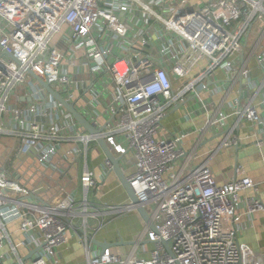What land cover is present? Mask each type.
<instances>
[{"label": "built area", "instance_id": "1", "mask_svg": "<svg viewBox=\"0 0 264 264\" xmlns=\"http://www.w3.org/2000/svg\"><path fill=\"white\" fill-rule=\"evenodd\" d=\"M59 33L71 45L66 51L52 42ZM263 40L264 0H0V134L11 133L19 140L17 154L30 151L37 163L47 164L66 140L73 138L83 144V149L74 146L67 150L73 157L95 140L89 134L73 133L77 122L46 95L28 71L61 95L67 93L70 77L65 69L75 64L74 48L85 44L87 58L77 64H88L93 76L107 74L112 84L108 112L117 119L104 124L107 133L101 134L117 153L133 152L134 170L127 178L138 204L150 208V222L137 241L147 240L153 249L148 258L132 253L119 256L108 247L90 255L83 232L85 264H264L239 244L243 228L237 212L240 203L246 214L264 211L256 195L240 198L245 189L256 192L257 185L241 167L235 178L218 184L206 161L182 175L173 164L185 155L181 142L188 133L157 137L165 112L181 103L187 91L196 95L197 84L205 88V81L223 69L234 78L246 79L261 93L260 101L241 108L235 100L230 114L221 111L207 117L206 126L226 130L230 115L244 119L258 126L247 137L261 149L264 116L257 107L264 110ZM251 56L261 71L256 79L247 67ZM30 76L29 96L35 102L9 106L12 91ZM181 79L185 81L174 88L173 81ZM117 135L126 140L127 148L116 142ZM238 140L226 134L220 145H238ZM103 169H112L107 158ZM80 183L84 189L81 204L68 196L54 204L37 205L30 201L32 189L8 169H0V264L10 255L15 264H57L56 250L67 242L72 219L83 217L86 227V192L96 184L93 172L84 168ZM134 208L130 203L126 206ZM14 219L26 236L17 244L10 241L6 228ZM32 230L38 236L28 239ZM21 247L31 250L27 263L18 253Z\"/></svg>", "mask_w": 264, "mask_h": 264}, {"label": "crops", "instance_id": "2", "mask_svg": "<svg viewBox=\"0 0 264 264\" xmlns=\"http://www.w3.org/2000/svg\"><path fill=\"white\" fill-rule=\"evenodd\" d=\"M52 42L63 51L71 47L61 33L56 34ZM263 42L264 40L262 44ZM84 45L74 48L75 64L65 69L70 77V85L67 93L62 95L67 101L73 102L75 108L96 127L103 126L107 122L115 123L117 115L108 112L112 91L109 76L103 72L93 76L88 64H77L79 60L87 58ZM262 48L260 46L258 50ZM247 67L251 69L254 79L261 76L254 56L247 60ZM31 79L30 76L27 82ZM184 81L182 79L173 81V87L176 88ZM27 82L18 85L12 91L9 106L25 107L35 102L29 96L31 82L29 84ZM205 85V88H201L197 84L196 95L192 91H187L179 103L182 104L179 108L173 105L165 112L157 137L169 138L181 132L188 133L181 142L185 155L174 162V170H179L183 175L194 166L206 161L216 183L223 184L235 178L237 169L241 167L244 174L257 185L256 192L250 188L243 190L240 193L241 200L256 195L264 204V146L261 149L256 148L253 139L247 137L253 130L258 129V126L233 115L226 120L228 127L226 130L216 126H206L207 117H214L221 111L230 114L235 100L239 101L241 108L250 101L257 105L261 93L247 84L246 79L234 78L232 72L223 69H217L213 77L205 81ZM42 94L44 95L43 92ZM38 103V106L42 105V101ZM257 111L264 116L261 107L258 106ZM6 123L5 118L4 124ZM74 132H80L81 136L88 134L78 123L76 130L73 129ZM106 133L104 129L103 134ZM226 134L239 137L238 145L221 146L220 143ZM115 139L127 148V142L121 135H117ZM105 143L110 152L115 157H119L120 169L128 177L134 170L133 152L126 149L124 153H117L106 140ZM18 146L19 140L14 135L0 134V169H8L12 176L32 189L33 195L30 201L33 204H54L69 196L76 205H79L84 197V189L80 183L84 168L92 171L96 180V184L86 192V227L83 228V217L72 219V226L66 230L67 242L56 250L57 264L86 263L87 255L81 241L83 232L88 237L90 255L101 249L99 244L106 242L111 252L119 256L132 253L137 257H149L153 244L147 240L137 241V236L149 224L150 218L145 222L135 208L126 209L130 203L129 198L116 174L112 170L103 169V160L106 156L95 140L87 144L86 150L73 157L66 154L67 150L74 146L83 149V144L80 140L70 138L59 145L57 153L47 164L37 163L33 152L17 154ZM145 210L147 214L150 212L149 207ZM13 212L9 210V213ZM237 212L241 214L240 221L243 226L239 236L240 246L245 253L257 255L260 261L264 262V211L257 210L251 215L246 214L242 202ZM6 228L13 244L19 243L26 237L19 230V222L16 219L7 223ZM37 236L38 231L32 230L27 238ZM7 247L6 245L3 250L6 251ZM18 253L27 263L31 250L21 247ZM3 264H15L13 256L4 259Z\"/></svg>", "mask_w": 264, "mask_h": 264}, {"label": "water", "instance_id": "3", "mask_svg": "<svg viewBox=\"0 0 264 264\" xmlns=\"http://www.w3.org/2000/svg\"><path fill=\"white\" fill-rule=\"evenodd\" d=\"M4 54L9 57L10 59L17 62V60L12 56V54L4 52ZM28 73L39 83V85L44 89L46 92V95H50L52 98H54L57 102H59L62 107L74 118V120L83 128L89 135H92L95 138V141L102 149L103 153L105 154L106 158L111 162L112 165V171L116 174V177L118 181L120 182L121 186L125 190L130 204L135 205V209L140 214L142 219L145 222L149 221V216L144 208V206L138 204L137 199L130 187V182L128 178L124 175V173L120 169L119 165V157H115L108 147L106 146V143L102 137L101 132L104 130V125L100 127H96V125L92 122H90L87 118H85L74 106L73 102L67 101L58 91L54 90L47 82H45L42 78H40L38 75L33 73L32 71H28ZM182 104H177L176 107L179 108ZM151 228H154V224H150ZM94 243L98 244L95 240H93ZM161 243L163 244L164 248L170 252V249L168 247V243L166 240L162 239ZM106 242H102V244H99L101 249H104L107 247Z\"/></svg>", "mask_w": 264, "mask_h": 264}, {"label": "rangeland", "instance_id": "4", "mask_svg": "<svg viewBox=\"0 0 264 264\" xmlns=\"http://www.w3.org/2000/svg\"><path fill=\"white\" fill-rule=\"evenodd\" d=\"M256 28V25H255V27H254V29Z\"/></svg>", "mask_w": 264, "mask_h": 264}]
</instances>
